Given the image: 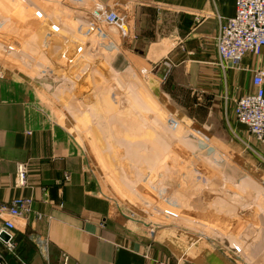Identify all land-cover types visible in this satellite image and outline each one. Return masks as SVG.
<instances>
[{"label":"rangeland","instance_id":"1","mask_svg":"<svg viewBox=\"0 0 264 264\" xmlns=\"http://www.w3.org/2000/svg\"><path fill=\"white\" fill-rule=\"evenodd\" d=\"M105 25L128 34L99 0H0L1 72L44 91L129 217L229 264H264V148L236 120L234 102L169 92L167 74L158 86L104 37ZM80 51L74 68L57 62Z\"/></svg>","mask_w":264,"mask_h":264},{"label":"crops","instance_id":"2","mask_svg":"<svg viewBox=\"0 0 264 264\" xmlns=\"http://www.w3.org/2000/svg\"><path fill=\"white\" fill-rule=\"evenodd\" d=\"M99 1L128 32L105 25L104 37L158 86L167 74L169 92L182 86L231 102L254 93L253 71L264 69V50L244 59L247 71L219 65L216 38L222 19L234 17L235 0ZM83 149L42 89L0 69V204L28 197L34 211L19 221L15 253L0 243L4 264H229L219 251L192 246L188 236L154 235L129 217ZM18 164L28 167L26 187L16 185Z\"/></svg>","mask_w":264,"mask_h":264},{"label":"built area","instance_id":"3","mask_svg":"<svg viewBox=\"0 0 264 264\" xmlns=\"http://www.w3.org/2000/svg\"><path fill=\"white\" fill-rule=\"evenodd\" d=\"M216 47L219 65L224 70L247 71L243 65L244 59L248 55L261 56L264 50V0H235V15L222 19ZM252 84L254 93L234 100V116L264 148V69L253 71ZM16 185H28L26 164L17 167ZM32 206L33 199L28 197L0 204V243L7 251L15 253V231L19 221L26 220L34 213ZM36 216L42 219V215L36 213ZM3 234L8 236V241L2 239ZM0 264H4L1 258Z\"/></svg>","mask_w":264,"mask_h":264},{"label":"water","instance_id":"4","mask_svg":"<svg viewBox=\"0 0 264 264\" xmlns=\"http://www.w3.org/2000/svg\"><path fill=\"white\" fill-rule=\"evenodd\" d=\"M55 35H57V34H55ZM56 37V36H55ZM54 37V38H55ZM79 48V47H78ZM81 51L78 53V54H76V55H74L73 56V59L72 60H69V55L68 54H62L61 55V57L57 60V62H60V60H62L61 62H70V66L72 67V68H74L75 66H76V64H77V62L80 64V55H81ZM70 57H72V56H70ZM90 61V60H89ZM90 62H92V61H90ZM78 67H80L79 65H77ZM203 199H205V198H203ZM207 204H209L208 203V200H202V199H200V200H198L197 201V205H198V207H199V211H203L204 210V208L207 206ZM253 207L251 206V205H247V203H245V204H243V206H241V209H240V211H247V213L249 214V212H250V210L252 209ZM254 209V208H253ZM234 222H236V218H235V221ZM239 222V221H238ZM232 238V237H231ZM2 239L3 240H5V241H8L9 240V238H8V236L6 235V234H3L2 235ZM233 240H234V238H233ZM255 264H257V262L255 263Z\"/></svg>","mask_w":264,"mask_h":264},{"label":"bare ground","instance_id":"5","mask_svg":"<svg viewBox=\"0 0 264 264\" xmlns=\"http://www.w3.org/2000/svg\"><path fill=\"white\" fill-rule=\"evenodd\" d=\"M202 200H207V199H202Z\"/></svg>","mask_w":264,"mask_h":264}]
</instances>
